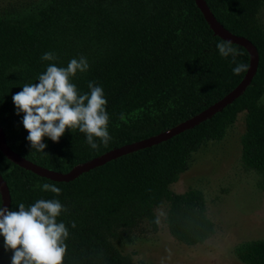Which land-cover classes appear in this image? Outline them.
I'll return each instance as SVG.
<instances>
[{
  "label": "trees",
  "instance_id": "obj_1",
  "mask_svg": "<svg viewBox=\"0 0 264 264\" xmlns=\"http://www.w3.org/2000/svg\"><path fill=\"white\" fill-rule=\"evenodd\" d=\"M205 2L227 30L250 40L259 53L252 82L227 107L162 144L112 160L67 183L37 176L0 150V175L10 190V209L39 199H57L67 208L57 217L69 231L64 264H143L122 254L113 240L145 222L158 230L156 210L161 207L167 208L165 223L177 241L195 246L213 236L215 226L207 216L204 194L195 189L177 194L171 187L205 143L222 141L241 114H245L242 163L264 175V35L252 34L248 27L255 0ZM221 41L228 42L214 33L196 0H38L0 12V127L14 152L65 176L220 104L248 72L235 75L233 68L243 62L249 69L251 60L244 47L232 43L239 54L222 57L216 48ZM46 52L57 58L42 60ZM80 56L87 59L89 69L78 71L72 82L81 94L90 92V81L103 88L112 139L105 146L94 138L99 147L92 149L85 133L68 129L58 143L45 137V152L32 149L23 113L16 114L12 96L25 83L38 82L49 64L67 67ZM171 92L182 95L177 107L131 119ZM44 183L60 188V194L37 187ZM235 254L244 264H264V241L242 243ZM11 256L0 236V264H11Z\"/></svg>",
  "mask_w": 264,
  "mask_h": 264
},
{
  "label": "rangeland",
  "instance_id": "obj_2",
  "mask_svg": "<svg viewBox=\"0 0 264 264\" xmlns=\"http://www.w3.org/2000/svg\"><path fill=\"white\" fill-rule=\"evenodd\" d=\"M38 0H0V12L22 9ZM252 34L264 35V0H255L248 16ZM179 93L162 97L131 116L159 115L182 103ZM264 104V97L262 100ZM245 134V114L220 142H207L195 154L188 170L171 189L183 194L201 191L207 216L215 233L204 243L188 246L177 241L165 223L166 207L156 210L158 230L147 222L123 231L114 246L134 262L143 264H244L235 254L242 243L264 241V175L242 163L241 139Z\"/></svg>",
  "mask_w": 264,
  "mask_h": 264
},
{
  "label": "clouds",
  "instance_id": "obj_3",
  "mask_svg": "<svg viewBox=\"0 0 264 264\" xmlns=\"http://www.w3.org/2000/svg\"><path fill=\"white\" fill-rule=\"evenodd\" d=\"M216 48L225 58L239 54L230 42H218ZM56 58L52 52L41 57L44 61ZM88 69L84 56L71 59L67 67L49 64L38 76V82L25 83L22 91L12 96L16 114L23 113L22 124L32 149L45 152L44 138L58 143L68 129L85 133L92 149L99 147L94 138H99L105 146L112 139L103 88L90 81V92L81 94L72 82L78 71ZM247 70L248 65L241 62L233 68V73L239 75ZM120 119H124L123 115ZM37 187L57 195L61 192L54 184ZM66 211L57 199H39L27 207L20 203L15 210L0 206V236L4 238L5 250L12 252L11 264H64L69 231L63 222H57V217ZM75 226L73 222L72 227Z\"/></svg>",
  "mask_w": 264,
  "mask_h": 264
},
{
  "label": "water",
  "instance_id": "obj_4",
  "mask_svg": "<svg viewBox=\"0 0 264 264\" xmlns=\"http://www.w3.org/2000/svg\"><path fill=\"white\" fill-rule=\"evenodd\" d=\"M198 7L202 11L205 19L209 23L210 27L214 31V33L219 36L220 38L232 43L237 44L244 47L250 54V66L245 78L242 82L231 92L229 93L224 100L220 104H215L205 110L202 114L197 115L178 127H175L173 130L164 132L162 134L147 138L145 140L135 142L116 150L110 151L91 162L85 163L74 168L71 172L67 175L63 176L60 173H55L49 171L47 169H43L37 165H34L29 160H26L21 155L14 152L8 145L6 135L4 130L0 127V150L3 155L16 165L27 169L28 171L32 172L33 174L40 176L42 178L51 179L52 181L58 182H70L84 174L85 172H90L96 168L102 167L108 162L118 159L122 156L127 154H131L137 151H140L146 147H152L159 144H162L171 138L182 134L183 132L198 126L199 124L203 123L208 118L212 117L214 114L218 113L222 108L227 107L232 101L239 98L243 91L247 89V87L252 82L258 68L259 64V53L255 45L245 37H240L237 35L232 34L229 30H227L211 13L207 7V3L205 0H196ZM0 191L2 193L3 198V205L10 209L11 206V195L10 190L8 188L7 183L4 181L2 176L0 175Z\"/></svg>",
  "mask_w": 264,
  "mask_h": 264
}]
</instances>
